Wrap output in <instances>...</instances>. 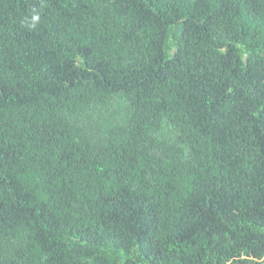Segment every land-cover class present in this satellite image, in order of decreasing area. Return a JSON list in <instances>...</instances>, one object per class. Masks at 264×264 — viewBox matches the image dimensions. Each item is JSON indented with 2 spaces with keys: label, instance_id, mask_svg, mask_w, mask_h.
<instances>
[{
  "label": "trees",
  "instance_id": "trees-1",
  "mask_svg": "<svg viewBox=\"0 0 264 264\" xmlns=\"http://www.w3.org/2000/svg\"><path fill=\"white\" fill-rule=\"evenodd\" d=\"M260 153L264 0H0V264H264Z\"/></svg>",
  "mask_w": 264,
  "mask_h": 264
},
{
  "label": "clouds",
  "instance_id": "clouds-1",
  "mask_svg": "<svg viewBox=\"0 0 264 264\" xmlns=\"http://www.w3.org/2000/svg\"><path fill=\"white\" fill-rule=\"evenodd\" d=\"M39 20L40 16L38 14H33L30 20H26L25 23L31 27H35Z\"/></svg>",
  "mask_w": 264,
  "mask_h": 264
},
{
  "label": "water",
  "instance_id": "water-1",
  "mask_svg": "<svg viewBox=\"0 0 264 264\" xmlns=\"http://www.w3.org/2000/svg\"><path fill=\"white\" fill-rule=\"evenodd\" d=\"M246 58H247V55L245 54V55H244V60H245V61H246Z\"/></svg>",
  "mask_w": 264,
  "mask_h": 264
},
{
  "label": "rangeland",
  "instance_id": "rangeland-1",
  "mask_svg": "<svg viewBox=\"0 0 264 264\" xmlns=\"http://www.w3.org/2000/svg\"><path fill=\"white\" fill-rule=\"evenodd\" d=\"M244 154H246V151H245V153ZM237 155H239V154H237ZM260 155H264L263 153H260Z\"/></svg>",
  "mask_w": 264,
  "mask_h": 264
}]
</instances>
